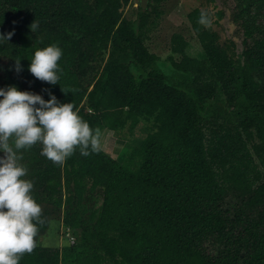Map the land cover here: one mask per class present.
<instances>
[{"label":"trees","instance_id":"trees-1","mask_svg":"<svg viewBox=\"0 0 264 264\" xmlns=\"http://www.w3.org/2000/svg\"><path fill=\"white\" fill-rule=\"evenodd\" d=\"M129 2L0 0V34L13 33L0 41V60H7L0 87L24 91L30 83L45 100L51 91L61 103H73L99 137L112 130L124 147L117 158L99 146L88 157L77 149L63 164L42 155L39 143L20 150L42 207L37 236L47 225L43 206L62 208L65 228L87 230L69 209L87 195L98 194L101 202L90 212L98 252L36 245L19 264H59L68 255L73 264H264V21L256 22L263 0H233L238 16H247L243 42L253 40L243 60L229 57L197 8L187 18L201 49L174 34L172 54L179 59L161 60L144 39L162 11L149 21L138 6L135 18L126 19L121 9ZM53 43L62 49L55 85L28 71L34 51ZM98 58L103 66L87 80ZM216 87L227 96L224 103L215 100ZM217 117L238 138V129L254 130L263 172L244 148L230 150L236 145L217 135L216 148L226 150L209 148L203 130ZM146 122L155 130L133 138Z\"/></svg>","mask_w":264,"mask_h":264},{"label":"clouds","instance_id":"clouds-1","mask_svg":"<svg viewBox=\"0 0 264 264\" xmlns=\"http://www.w3.org/2000/svg\"><path fill=\"white\" fill-rule=\"evenodd\" d=\"M12 35L0 34V41ZM61 56L62 49L55 43L37 48L28 71L55 85ZM21 70L16 61L15 71ZM48 96L45 100L41 94L21 91L15 85L0 87V152L4 153L0 156V264H19L23 254L31 253L38 226L44 223L42 207L32 195L33 182L25 178L28 168L21 163L20 150L39 143L42 155L63 164L77 149L88 157L98 147V130L90 127L73 103H61L51 91Z\"/></svg>","mask_w":264,"mask_h":264},{"label":"rangeland","instance_id":"rangeland-1","mask_svg":"<svg viewBox=\"0 0 264 264\" xmlns=\"http://www.w3.org/2000/svg\"><path fill=\"white\" fill-rule=\"evenodd\" d=\"M239 1V0H238ZM139 0H130V2L124 6L122 11V16L126 19H134L138 11ZM199 9L208 20L210 27L218 34L219 42L226 50L229 57L234 60L244 59V51L252 46L253 40L249 39L245 43L243 42V29L242 23L246 21L247 16L239 17L238 12L241 11V8H235L233 0H217L215 4H209L206 0H148L147 15L149 16V21L155 15L156 11H162V15L157 20L158 24L155 29H150L147 33L144 44L149 50V52L156 54L161 60H165L168 56L173 55L175 59H179L177 54H172V49L174 44L171 41V37L174 34H179L183 39L190 43V45L200 50V45L191 29L190 22L187 18V14L193 9ZM260 9H256V13L261 16L257 18L256 22L262 23L264 21V0L260 3ZM255 9H253V12ZM219 13V17L217 14ZM262 35V32L255 34L253 38ZM6 59L2 58L0 60V79L4 77V64ZM104 61L100 58L92 62L93 71L89 72L86 76L87 80L92 79L94 75L100 71L103 66ZM25 90L31 91V84H24ZM24 90V91H25ZM214 98L219 103H224L227 99V96L219 90L218 87L214 89ZM217 121L212 120L211 124H208L204 131L206 142L210 145V149L218 152L220 147L216 148L217 137L223 139L228 144L236 145L229 148L230 150H236V147L244 148L251 157L253 164L256 166L258 171L263 172L262 166L259 164V157L255 151V147L259 145V140L256 137L254 130H250V134L247 135L241 129H238V132L241 134V137L238 138L235 136V127L229 125L227 122H224L219 117L216 118ZM129 122H126L125 129L123 130L124 135L129 138L131 134H126L127 125ZM137 126L134 129V138L140 140L148 132L153 125L146 122L141 128ZM151 127V128H150ZM152 129L155 130V127ZM117 135V136H116ZM121 135H123L121 133ZM118 134H115L110 131H105L101 134L98 141V146L109 145L113 140L118 137ZM219 149V150H218ZM105 151L112 154L111 148H105ZM4 153L0 152V156H3ZM87 198L82 205H72L70 211H73L77 214V217L81 219L83 225L87 226L88 229L84 230L79 225H71L69 228H65L63 225V218L65 215L62 208H54L50 206L47 207L49 212L46 214L47 225L45 226L44 232L36 236V245L38 247H54L58 248L60 251L64 247L69 248L70 253H78L83 249H88L90 251L98 252L99 244L97 242V237L94 233V220L90 217V212L97 208L100 205L101 199L98 194L92 195L91 198L87 195ZM79 224V222H76ZM72 255H68V261L61 260L59 264H73L70 259Z\"/></svg>","mask_w":264,"mask_h":264},{"label":"crops","instance_id":"crops-1","mask_svg":"<svg viewBox=\"0 0 264 264\" xmlns=\"http://www.w3.org/2000/svg\"><path fill=\"white\" fill-rule=\"evenodd\" d=\"M105 131H110V132H112V134L115 133L114 131L109 130V129H104L103 132H105ZM103 132H102V133H103ZM102 133H101V134H102ZM115 134H116V133H115ZM116 136H117V135H116ZM132 137L134 138V131H133V135H132ZM118 139H120L119 136L116 137V138L113 140L112 143H109V145H108V143H107V144L105 143L104 146L102 145V146H101V149H102L105 153H107L109 156H111V157H113V158H117L118 156H121V154L123 153L122 151H123L124 147H123V144H121V141H120V143L118 142ZM107 146H108V149L111 148V151H112L113 155L105 151V148H107Z\"/></svg>","mask_w":264,"mask_h":264},{"label":"water","instance_id":"water-1","mask_svg":"<svg viewBox=\"0 0 264 264\" xmlns=\"http://www.w3.org/2000/svg\"><path fill=\"white\" fill-rule=\"evenodd\" d=\"M148 0H139V6L142 9H145L147 7Z\"/></svg>","mask_w":264,"mask_h":264}]
</instances>
